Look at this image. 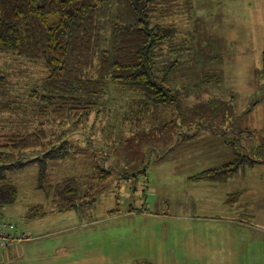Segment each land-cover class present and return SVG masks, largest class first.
I'll use <instances>...</instances> for the list:
<instances>
[{
    "label": "rangeland",
    "instance_id": "obj_1",
    "mask_svg": "<svg viewBox=\"0 0 264 264\" xmlns=\"http://www.w3.org/2000/svg\"><path fill=\"white\" fill-rule=\"evenodd\" d=\"M256 1V20L247 11L249 0H178L157 7L156 18L176 33L158 61V75L164 76V67L169 71L166 85L177 95L163 108L146 107L141 92L112 82L129 73L112 67L130 60L127 34L111 31L110 43L106 34L84 31L61 80H48L43 55L28 59L0 49V136L45 128L48 148L72 140L74 153L50 163L43 185L76 176L93 188L77 207L58 212L38 187V164L8 174L19 195L0 214L33 239L17 245V255L23 245L29 256L18 264H264V166L242 167L222 184L189 181L210 168L211 159L222 164L236 152L251 153L253 130L263 144L264 0ZM124 2L105 9L111 28L131 17ZM172 62L178 64L173 68ZM84 75L100 80L89 88L103 90L93 109L69 110L62 119L53 114L43 97L59 91L77 96L69 85ZM219 135L239 139L229 156L202 141ZM48 148L22 154L30 159ZM94 154L104 159L98 161L102 182L91 183ZM253 158L263 159L264 152L255 150ZM43 211L45 217H30Z\"/></svg>",
    "mask_w": 264,
    "mask_h": 264
},
{
    "label": "trees",
    "instance_id": "obj_2",
    "mask_svg": "<svg viewBox=\"0 0 264 264\" xmlns=\"http://www.w3.org/2000/svg\"><path fill=\"white\" fill-rule=\"evenodd\" d=\"M116 1L121 0H111V2L110 0H0V49L28 59H37L43 55L46 58L45 67L49 72L48 80H61L67 78L71 71L70 63L73 54L80 49L84 41V31L90 29L93 35L98 37H101L100 34H106L105 40L110 43L109 34L112 31V35L116 36L118 31L119 34L129 36L127 41L130 42L132 49L127 54L130 59L127 64L124 65L122 61L112 64L113 69H122L129 73L112 76V82L130 91L141 92L144 96V105L148 108L149 104L157 108L175 104L177 95L166 85L169 71L164 67L166 73L161 78L157 67L160 50H163L166 43H173L176 33L174 28L165 26L156 18V12L161 4L178 3V0H124L131 17L127 16L126 19L128 20L129 17V20L124 26L118 22L111 28L105 9ZM105 52L106 55L110 54L109 51ZM175 63L177 62H172L173 68L176 66ZM167 67L169 69L170 65ZM84 77L85 75L78 81L73 80L76 82L69 85L78 97H68L61 91L43 97L45 103L54 106L53 114L62 119L69 110L76 113L83 111L87 114L93 109L94 98L103 93V90L93 89L99 79L90 80ZM122 87L120 88L124 89ZM56 89H62V86L58 85ZM86 114L84 115L87 116ZM48 136L45 128H37L26 135L0 136L3 139V144L0 145V213L5 208L12 207L18 200V188L10 182L8 174L16 170L24 171L31 164L39 165L38 187L53 198V205L58 212L72 210L80 204L82 197L93 192L91 186L81 184L75 176L49 186L43 185L48 176L50 163L69 160L74 153L75 145L72 140L65 139L48 148ZM229 143L236 147V142ZM90 145L94 146L92 141ZM45 147L48 149L41 156L28 159L22 154ZM257 150L259 154L264 152V141ZM16 155L20 157L14 162L11 158ZM236 156L232 161L219 167L208 168L192 179L225 182L234 177L242 167L254 168L258 164H264V158H253L252 153L241 155L236 152ZM91 159L94 167L89 180L91 183L102 182L98 181V176L101 175L98 172V161L104 159L99 154H94ZM239 196L240 194L234 195L227 201H236ZM38 208L41 209L40 206L35 207ZM46 215L45 211L31 212L30 217ZM2 217L3 215L0 214V221L8 222ZM13 225L20 232L18 227ZM2 253L3 251H0V254Z\"/></svg>",
    "mask_w": 264,
    "mask_h": 264
},
{
    "label": "crops",
    "instance_id": "obj_3",
    "mask_svg": "<svg viewBox=\"0 0 264 264\" xmlns=\"http://www.w3.org/2000/svg\"><path fill=\"white\" fill-rule=\"evenodd\" d=\"M250 1V3H249V6L247 7V11H248V13H249V15H250V18L251 19H257V17H256V14L258 13L257 11L255 12V14L251 11V10H257L258 9V5H257V1L256 0H249ZM253 8V9H252ZM252 14V15H251ZM240 118L241 117H246V113H245V111L243 110L242 112H240ZM221 127H219V129H220ZM248 129H251V128H248ZM254 132V134L252 135V143H253V147L252 148H250V151H251V153L252 154H254L255 153V150H257V148H260V145H261V143H262V135H260L256 130H253ZM217 135V134H216ZM223 135V134H222ZM195 136V135H194ZM200 137V135L198 136V137H196L195 139H197V138H199ZM250 138H251V136H249ZM213 138H215V139H212V138H208L207 136H203V138H202V141H206L207 140V142H206V144H212L214 147H216L219 151H220V155H225V156H229V153H231L232 152V150H235V148L238 146V143H239V139H237L236 141H233V142H236V147H234L233 145H231L230 143H229V139L230 138H228V140H226L223 136H221V135H219V136H214ZM195 139H192V141H194V142H196V140ZM235 140V139H234ZM212 141V142H211ZM264 141V140H263ZM233 142H231V143H233ZM244 142V139L242 140V141H240V143H243ZM81 144H83L82 142H81ZM74 146H76V144L74 145ZM225 147V148H223V147ZM75 147H73V149H74ZM234 148V149H233ZM246 150H248V149H246ZM252 150H254V151H252ZM214 157V156H213ZM233 160V158H231L230 157V159H228V161L227 162H230V161H232ZM210 165L208 166V167H210V168H215V167H219V166H222L223 164H225V163H227V162H224V163H222V164H218L217 163V161H216V159H211L210 161ZM257 166H260V167H262V166H264V164H258ZM256 166V167H257ZM249 168H251V167H249ZM255 168V167H254ZM206 170V169H205ZM204 171V170H203ZM201 173V172H200ZM200 173H198L197 175H199ZM236 174H238V173H236ZM235 174V175H236ZM197 175H195V176H197ZM195 176H192V177H190L189 178V181L190 182H194V183H201V182H205V183H219V184H222V183H226L227 181H225V182H220V181H195V180H193L192 178L193 177H195ZM76 177V176H75ZM235 177V176H234ZM234 177H232L231 179H233ZM78 179V178H77ZM79 180V179H78ZM230 180V179H229ZM228 180V181H229ZM80 181V180H79ZM17 247L18 246H15V247H11V248H9V249H7V250H2L3 251V253L2 254H0L1 255V257H0V263H3V264H18L17 262L18 261H21V260H24V258H27V257H29V256H27L26 254H23V245L22 246H20V253H21V255L19 256V255H17ZM16 249V250H15ZM4 254H5V257H4ZM12 257V260L10 261V262H6L5 261V259H10ZM31 258V257H30Z\"/></svg>",
    "mask_w": 264,
    "mask_h": 264
},
{
    "label": "built area",
    "instance_id": "obj_4",
    "mask_svg": "<svg viewBox=\"0 0 264 264\" xmlns=\"http://www.w3.org/2000/svg\"><path fill=\"white\" fill-rule=\"evenodd\" d=\"M30 239L33 240L30 235L18 232L13 224L0 221V251L15 247Z\"/></svg>",
    "mask_w": 264,
    "mask_h": 264
}]
</instances>
